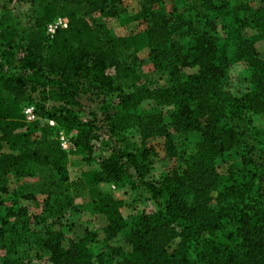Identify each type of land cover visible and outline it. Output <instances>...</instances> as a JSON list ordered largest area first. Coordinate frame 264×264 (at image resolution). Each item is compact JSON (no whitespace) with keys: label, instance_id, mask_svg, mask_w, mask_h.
Segmentation results:
<instances>
[{"label":"trees","instance_id":"obj_1","mask_svg":"<svg viewBox=\"0 0 264 264\" xmlns=\"http://www.w3.org/2000/svg\"><path fill=\"white\" fill-rule=\"evenodd\" d=\"M123 1L41 0L24 23L0 12V264H23L28 246L47 253L49 264H264V135L254 123L264 113V0H143L148 59L169 86L138 92L141 76L125 62L129 37L87 20L119 17ZM168 2V11L159 10ZM58 17L67 27L50 38L46 26ZM238 62L251 70L242 96L228 87ZM116 91L124 105L147 104L132 123L142 142L162 138L174 161L158 181L145 180L148 153L115 132L108 112L93 113V101L108 105ZM26 106L36 121H25ZM173 132L200 135L191 156L177 153ZM96 145L104 150L97 168L72 180L69 155H91ZM231 150L243 168L222 176L218 159ZM10 176L34 181L11 193ZM126 181L159 211L139 216L124 246L109 248L107 263L93 252V234L69 240L62 221L67 210L87 213L106 242L113 240L126 226L124 203L99 186L118 189ZM85 192L87 200L75 204ZM22 199L39 212L30 213Z\"/></svg>","mask_w":264,"mask_h":264},{"label":"rangeland","instance_id":"obj_2","mask_svg":"<svg viewBox=\"0 0 264 264\" xmlns=\"http://www.w3.org/2000/svg\"><path fill=\"white\" fill-rule=\"evenodd\" d=\"M41 0H0V12L11 11L17 21L24 23L29 21L33 16V11L36 10L38 3ZM143 0H124L121 6V14L117 18L102 19L98 15H92L87 17L88 22L92 26H96L100 23H106L112 36L115 37H129L130 49L128 51L125 62L133 67L141 76V82L137 84L135 91H140L144 88L156 87L165 88L169 86V79L163 74L156 73L153 70L152 64L148 59V47L145 40V26L141 22L140 11L141 2ZM228 2L230 0H220ZM157 7H152L154 11H158ZM170 3L159 10L168 11ZM140 12V13H139ZM264 48V44L259 45ZM264 51V50H263ZM186 74L191 73L190 69L184 70ZM251 70L243 62L235 63L228 71V87L237 96L246 94L251 86ZM129 92V91H128ZM118 91L114 92L113 96L108 99L109 104L104 105L100 101H93L92 110L94 114H103L108 112L111 116L112 126H115V132L117 134H124L129 141H131L140 150H145L148 153V161L153 162L150 173L146 176L145 180L158 181L160 176L170 168L174 161L171 160L166 151L164 150V140L162 138H148L141 141L139 132L136 130L135 125L132 123V118L137 116H144L147 114L149 108L147 104L141 103L139 106H133V101L124 105L121 101H117L116 96ZM97 115V116H98ZM167 118V117H165ZM45 123V121H41ZM254 123L256 129L264 135V113L254 117ZM31 128V126H30ZM23 131L26 128L22 129ZM28 135L31 137L37 136L38 132L32 133L28 131ZM71 137H75V133H70ZM172 137L179 155L188 157L194 152L195 145L200 140L198 133H172ZM104 152L102 146L96 145L95 151L91 155H78L71 154L68 157V170L72 180H76L82 173L92 171L97 168V160L99 156ZM218 173L222 176H227L231 173H237L242 170V160L237 150H231L225 153L218 159ZM9 187L11 193L18 192L24 188L25 184L32 183L33 179H23L20 181H14V178L10 176ZM130 185L126 181L124 186L118 189H113L109 185L101 184L99 188L104 192L111 193L116 199L122 200L124 205L121 208L122 216L126 222V226L122 232H120L113 240L106 242V236L92 222V218L87 213H77L70 210L65 212V217L62 221L61 231L65 238L69 240L78 241L85 237L86 232L89 231L95 237V243L92 247L95 254H102L107 263H109V248H118L124 246L123 238L131 233L135 226L139 216L142 214L157 213L158 206L154 204L145 194L141 191L136 194L134 191L129 190ZM140 191V190H139ZM88 192L84 193L81 199H76L75 204H80L87 200ZM38 204H42L41 197L38 198ZM21 206H25L30 213H37L40 210V206L36 207V204L32 201L20 202ZM196 252L194 249L190 250L189 258L194 261ZM23 264H49V255L45 252H40L35 248L29 246L24 249L21 254Z\"/></svg>","mask_w":264,"mask_h":264},{"label":"built area","instance_id":"obj_3","mask_svg":"<svg viewBox=\"0 0 264 264\" xmlns=\"http://www.w3.org/2000/svg\"><path fill=\"white\" fill-rule=\"evenodd\" d=\"M66 27H67V21L61 17H58V18L54 19L53 21H51L50 23L47 24L46 32H47V35L50 38H52L59 29H65ZM23 114L25 117V121L28 123L34 122L38 119L36 114H35V109L33 106H26L23 109ZM45 123H48L51 126L54 125V123L52 121H45ZM59 141H60V145H61L63 150L68 151L71 149V144L63 132L59 133ZM112 188L114 189L113 186H112Z\"/></svg>","mask_w":264,"mask_h":264},{"label":"crops","instance_id":"obj_4","mask_svg":"<svg viewBox=\"0 0 264 264\" xmlns=\"http://www.w3.org/2000/svg\"><path fill=\"white\" fill-rule=\"evenodd\" d=\"M2 197H4V196H2Z\"/></svg>","mask_w":264,"mask_h":264}]
</instances>
